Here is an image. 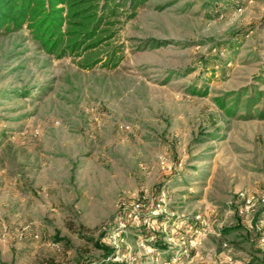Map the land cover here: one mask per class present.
<instances>
[{"label": "rangeland", "instance_id": "obj_1", "mask_svg": "<svg viewBox=\"0 0 264 264\" xmlns=\"http://www.w3.org/2000/svg\"><path fill=\"white\" fill-rule=\"evenodd\" d=\"M21 1L0 264H264V0Z\"/></svg>", "mask_w": 264, "mask_h": 264}, {"label": "trees", "instance_id": "obj_2", "mask_svg": "<svg viewBox=\"0 0 264 264\" xmlns=\"http://www.w3.org/2000/svg\"><path fill=\"white\" fill-rule=\"evenodd\" d=\"M22 4L21 0H0V30L7 20L17 19L20 15L19 6ZM14 15H17L14 17ZM98 244V243H97ZM101 248L107 252H111L112 248L106 245H100ZM87 261L86 263H88ZM83 263V264H86Z\"/></svg>", "mask_w": 264, "mask_h": 264}, {"label": "built area", "instance_id": "obj_3", "mask_svg": "<svg viewBox=\"0 0 264 264\" xmlns=\"http://www.w3.org/2000/svg\"><path fill=\"white\" fill-rule=\"evenodd\" d=\"M264 201V199H262Z\"/></svg>", "mask_w": 264, "mask_h": 264}]
</instances>
